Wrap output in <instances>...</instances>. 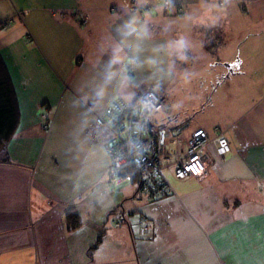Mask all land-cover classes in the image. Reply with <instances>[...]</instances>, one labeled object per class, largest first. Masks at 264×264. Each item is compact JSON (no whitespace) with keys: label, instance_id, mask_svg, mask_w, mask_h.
Returning a JSON list of instances; mask_svg holds the SVG:
<instances>
[{"label":"crops","instance_id":"obj_1","mask_svg":"<svg viewBox=\"0 0 264 264\" xmlns=\"http://www.w3.org/2000/svg\"><path fill=\"white\" fill-rule=\"evenodd\" d=\"M195 2L180 0L178 13ZM229 4L217 27L196 30V59L178 65L196 75L180 84V100L193 103L185 102L176 129L183 139L197 128L212 138L217 129L229 151L220 157L209 145L200 178L177 180L165 169L174 194L150 200L137 179L107 175V151L89 136L94 115L116 97L106 87L90 99L97 45L123 0H0V56L20 112L0 152V264H264V0ZM129 74L154 89L145 74ZM173 82H157L165 101ZM160 111L152 125L173 132ZM105 200L102 212L88 211ZM116 211L124 215L118 228L110 224Z\"/></svg>","mask_w":264,"mask_h":264},{"label":"clouds","instance_id":"obj_2","mask_svg":"<svg viewBox=\"0 0 264 264\" xmlns=\"http://www.w3.org/2000/svg\"><path fill=\"white\" fill-rule=\"evenodd\" d=\"M178 3L180 0H125L121 10L111 13L109 27L97 45V60L102 62L92 68L91 100L98 98L100 90L111 87L121 107L141 115V119H149V103L137 98L133 90L136 81L130 72L145 74L154 90L159 81H178L181 85L192 82L196 74L188 68L178 70V65H189L196 59L197 50L203 48L196 30L217 27L227 16L230 4L229 0H196L182 4L184 10L178 13ZM181 106L182 101L177 100L173 108ZM105 131L100 128L96 133L103 136ZM98 155L106 157V151ZM65 196L70 198L71 193ZM72 202L80 204L79 198ZM110 204L111 200H105L97 207L93 201L87 209L102 212Z\"/></svg>","mask_w":264,"mask_h":264},{"label":"built area","instance_id":"obj_3","mask_svg":"<svg viewBox=\"0 0 264 264\" xmlns=\"http://www.w3.org/2000/svg\"><path fill=\"white\" fill-rule=\"evenodd\" d=\"M124 2L125 0L123 7ZM21 15V12L17 13L18 17ZM74 17L81 23L88 21V15L82 10H76ZM6 24L7 21L2 22L1 28ZM136 94L137 98H143L149 103V119H141V115L121 107L115 97L102 114L94 115V126L89 132L90 138L106 149L109 158L107 175L115 183L131 180L126 169L128 165H132L138 174V193L150 200L161 199L174 194L164 175L165 169L171 168L177 180L200 178L207 167L205 150L209 145L215 147L220 157L229 151L228 141L217 129L212 138L205 130L197 128L187 139H183L179 131L170 132L163 127L153 126L152 117L163 109L165 96L145 82L136 85ZM41 121L42 130L47 132L50 117L43 114ZM135 125H140V128H134ZM100 128L106 130L103 136L96 133ZM123 221L124 215L119 211L110 216V224L114 228L120 227ZM139 225L140 232L148 231L143 217L139 219Z\"/></svg>","mask_w":264,"mask_h":264},{"label":"trees","instance_id":"obj_4","mask_svg":"<svg viewBox=\"0 0 264 264\" xmlns=\"http://www.w3.org/2000/svg\"><path fill=\"white\" fill-rule=\"evenodd\" d=\"M2 22H0L1 28ZM215 45H208L207 49L211 50ZM20 120L18 102L12 81L8 70L0 56V152L4 150L5 145L15 134ZM126 171L130 174L131 179L138 180L137 170L128 165ZM67 221L71 228L77 227L74 216H68Z\"/></svg>","mask_w":264,"mask_h":264},{"label":"rangeland","instance_id":"obj_5","mask_svg":"<svg viewBox=\"0 0 264 264\" xmlns=\"http://www.w3.org/2000/svg\"><path fill=\"white\" fill-rule=\"evenodd\" d=\"M170 86H171L170 89L165 91L166 101L163 109L159 113V116L163 115L164 118H166L168 123H166L165 126L168 129H172V131H176V129L180 127V117L183 116L182 114L184 113L183 107L185 105V102H187V100L189 99L187 104H190L191 102L193 103V101H191L193 96H188L187 100L182 101V106L179 109H174L173 108L174 103H176L177 100H180V98H182V96H180V84L178 81H174ZM191 125H193V122L191 123Z\"/></svg>","mask_w":264,"mask_h":264}]
</instances>
